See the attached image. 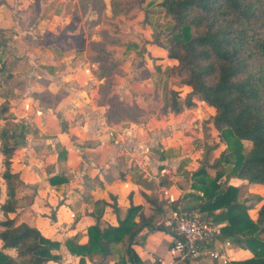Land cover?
<instances>
[{
  "label": "crops",
  "instance_id": "obj_1",
  "mask_svg": "<svg viewBox=\"0 0 264 264\" xmlns=\"http://www.w3.org/2000/svg\"><path fill=\"white\" fill-rule=\"evenodd\" d=\"M53 1L0 0V28L9 39L0 49V57L18 82H13V96L8 97L0 78V102L9 100L8 112L1 115L14 117L19 141V133H23L12 156V168L23 181L17 192L19 207L7 215L38 228L48 238L63 242L73 237L84 244L89 225L97 223L100 230L116 226L131 205H138L140 209L132 220L139 221L141 214L143 220L156 227L143 225L131 240L130 247L138 258L135 264H154L157 257L170 259L174 214L202 201L203 192L193 187L192 173L204 165L207 177L213 178L221 170L212 164L226 146L218 140L212 123L208 122L206 139L197 125V120H210L214 108L195 96L194 105L181 113H163L156 67L163 70L177 64V60L167 55V37L159 24L167 14L160 13L156 5L146 16L144 10L138 9L136 18L127 20L136 34L132 41L102 43L110 50V59L116 66L100 74L92 48L93 42H99L92 39V32L86 35L89 47L84 45L80 52L69 43L70 54L47 39L46 30L42 36L37 22H41L43 14L50 13ZM56 1L57 10L68 14L62 1ZM104 1L108 5L109 0ZM72 3L80 18L94 14L88 9L83 15L78 0ZM91 20V27L98 24L92 25ZM36 27L39 37L35 40ZM185 88L190 90L189 86ZM2 122L0 119V125ZM200 134L204 140H199ZM204 143L210 148H204ZM208 150L213 151L212 155ZM54 176L63 181L51 183L57 179ZM218 181L237 187L240 198L244 184L248 183V192L264 189V184L241 178L229 177L225 181V175ZM260 195L264 199V194ZM4 197L3 193L1 202ZM258 206L249 210L255 209L250 214L253 218ZM200 212L215 221L213 214ZM227 240L229 245L225 244ZM215 242L224 246L226 264L252 256L249 249L230 238L217 235ZM125 249L126 244L119 242L104 260L94 256L92 261L84 256L81 263V257L71 254L62 244L56 251L59 259L45 264H119L122 259L133 264ZM178 264L224 263L203 255Z\"/></svg>",
  "mask_w": 264,
  "mask_h": 264
},
{
  "label": "trees",
  "instance_id": "obj_2",
  "mask_svg": "<svg viewBox=\"0 0 264 264\" xmlns=\"http://www.w3.org/2000/svg\"><path fill=\"white\" fill-rule=\"evenodd\" d=\"M138 8L145 16L154 3ZM82 14L93 10L95 18L91 24L104 19L105 10L114 16L127 14L132 4L127 0H78ZM160 11L169 15L163 27L167 37V55L177 60V64L163 70L156 67L158 82L161 84L163 113L178 114L193 106L194 97L198 96L208 106L214 108L210 120L202 121L204 139L208 138L209 123L217 130L218 140L226 147L213 166L221 170L213 178L207 177L204 165L192 173L193 187L202 190L199 205L183 209L197 208L213 214L215 221L224 220L219 225L218 236L230 238L232 242L251 251L252 256L234 260L230 264H264V199L260 195L240 198L238 188L223 184L218 179L225 175L247 180L249 183L264 184V0H160L156 5ZM106 17V16H105ZM9 41L0 28V49ZM120 41H113L116 43ZM132 44V42L130 43ZM129 44V45H130ZM135 47V46H134ZM96 52L94 60L99 62L100 74L115 68L116 62L110 59L111 52L102 43H92ZM142 50H139L140 53ZM181 76L183 85L190 90L184 98L174 89L171 75ZM0 78L4 92L13 96L14 78L0 57ZM18 83V82H15ZM115 107L119 104L116 102ZM9 100L0 102V264H45L57 261L56 253L64 244L71 254L87 256L93 261L94 256L104 260L112 251V246L119 242L126 244V254L133 261L138 260L130 247V242L143 226L156 227L150 221L134 222L133 215L140 209L138 205L128 208L124 219L118 225L100 230L97 223L87 227L88 240L79 244L73 237L64 240L51 239L40 230L24 221L10 218L9 212H16L19 207L17 192L23 186L19 172L12 168V156L17 145L22 141L23 133L17 139V123L8 112ZM24 129V125H21ZM248 141L246 147L243 142ZM210 148L204 143V148ZM61 182L62 178L54 176ZM259 204L253 218L249 210ZM129 259V260H130ZM119 264H126L122 259Z\"/></svg>",
  "mask_w": 264,
  "mask_h": 264
},
{
  "label": "rangeland",
  "instance_id": "obj_3",
  "mask_svg": "<svg viewBox=\"0 0 264 264\" xmlns=\"http://www.w3.org/2000/svg\"><path fill=\"white\" fill-rule=\"evenodd\" d=\"M58 1H62V8L63 9L66 8L68 10V14H64L63 10L60 11L57 10V8H59V6L56 5L58 2L54 0L52 3L53 5L50 7L51 9L50 13H47L46 15L43 14L44 16H42L41 22L39 23L38 21L37 24H39L40 30H42L41 31L42 36H45L43 30H46L47 34L45 37L53 41L55 44L61 45L63 48L62 51L63 52L68 51L67 54H70L69 52H72L71 51L72 49L68 48L71 47L69 46V43H72L73 45L77 46L76 48L80 52L83 50L84 45L89 47L90 43L87 42L88 38L86 37L87 33L89 32H92V39L94 41H98L99 43L111 44L115 40L121 41L125 39L132 41L134 36H136V34L134 32L133 27H130L131 23L128 22L127 20L128 19L133 20L134 18H136L137 13L139 12L138 10L139 2H141L143 6L149 2L154 3V5H157V3H159L160 0H127L128 3L132 4L131 10L127 15L117 14L113 16L107 7V11L103 16L104 19L102 18L98 22V24L94 25L93 27L89 25V21L91 19H94V14L92 12L80 18L79 12H77L73 7L72 0H58ZM160 13H162V11H160ZM165 16H163L162 22L159 23L163 27L168 21H170L169 15H165ZM77 17L79 18L77 19ZM128 28H130V30ZM34 31H36V38H35L36 40L37 37H39L38 36L39 28L36 27ZM63 54L64 53H62V55ZM60 55L61 54H59L58 56ZM171 76L173 77L171 80L174 83V89L180 92L181 98H184L187 93V90L185 88V85H183L182 82H180L182 80L181 76L177 74H172ZM112 102L113 104L116 103V99L113 98ZM206 114H208V112ZM203 120L205 119L197 120L198 127L202 126ZM201 139H203V137L200 134L199 140ZM215 139L216 138L214 135V138H212L214 143L216 142ZM213 141L211 142V138H210V140L208 141L209 145H212ZM243 144L246 147L250 145L248 141H244ZM224 145L226 146V144ZM219 150L220 149H217L216 151ZM204 151H206V149ZM208 151L209 152L207 153H210L212 155L211 153L212 150H208ZM244 185H246L245 188H243L242 191L240 192L241 198L247 195L264 194V189L261 190L262 188L254 189L253 192H248V187H247L248 183ZM254 213H255V209L250 211V214H254Z\"/></svg>",
  "mask_w": 264,
  "mask_h": 264
},
{
  "label": "built area",
  "instance_id": "obj_4",
  "mask_svg": "<svg viewBox=\"0 0 264 264\" xmlns=\"http://www.w3.org/2000/svg\"><path fill=\"white\" fill-rule=\"evenodd\" d=\"M171 227L173 240L169 249L173 257H157L154 264H178L203 255L224 264L228 262L224 246L215 242L219 225L212 217L197 208L181 209L174 214ZM225 244L229 245L230 241Z\"/></svg>",
  "mask_w": 264,
  "mask_h": 264
}]
</instances>
